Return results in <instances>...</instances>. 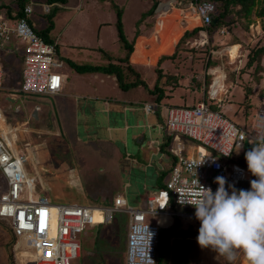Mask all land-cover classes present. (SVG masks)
<instances>
[{
	"label": "crops",
	"instance_id": "0c3cea01",
	"mask_svg": "<svg viewBox=\"0 0 264 264\" xmlns=\"http://www.w3.org/2000/svg\"><path fill=\"white\" fill-rule=\"evenodd\" d=\"M109 1L66 0L51 3L49 0H0V18H6L9 22L19 18L23 4L30 3L33 5V12L29 19L36 30L45 29L51 19L53 25L47 33V38L57 43L55 57L57 65L53 66V71L62 76L60 91L49 95L23 91V68L19 81L14 85L7 84L6 76L9 74L6 71L8 67H4V54L21 60L23 64L24 42L13 38L0 39V64L4 71V79L0 85V138L8 141L3 136L2 125L8 126L9 132L14 131V145L10 144V150L15 154L24 155L22 166L31 180L37 187L41 185L40 183L49 186L55 195L62 192L64 187L73 188L74 195L80 199L74 197V200L67 202L86 204L81 201L84 196L79 191L88 189L92 197L114 200L116 197H123L128 204L143 208L133 203L130 197L139 196L142 202L144 199L147 203L151 195L163 189L160 187L161 183L166 184L178 161L171 148L179 145L185 156H194L199 151L197 144L185 137L181 139L173 137L172 140L174 133L167 128L164 121L166 106H195L208 98L209 89L215 88L219 91L217 100L224 98L226 101L221 106L225 114L227 108L231 111L237 109L236 111H241L243 117L247 119L243 104L249 95L245 87L248 74L229 69L236 59L230 54L228 56L231 59H228L225 55L226 51L229 52L228 47L234 44H227L228 35L224 30L213 36L206 30L189 35L178 46L187 30L201 26L199 19L181 3L173 7V12L180 11L179 15L183 19L178 18L177 21L182 19L179 21L180 27L183 28L182 24L187 23V28H183L184 30L179 33L170 34L177 40L171 52L154 54L153 45L146 42L142 45L141 42L154 37L157 44H161L157 28L164 22L163 18L169 16V12L162 10L159 17L157 16L158 20L153 23L149 20L151 16L142 17L144 0L132 1L129 4L127 1L113 0L122 8L124 32L128 41L133 44L130 63L140 71L150 88L159 81L164 89V96L157 100V94L150 93L144 86L137 94L132 95L130 89H121L118 82V88L108 89L106 75L114 77L115 75L100 71L79 72L70 64V60L77 63L107 64L117 62L119 57L126 55L127 49L118 35L117 15L115 21L114 19L109 21L110 24H114V30L117 32V39L112 45L116 46L119 42L122 49L120 53L125 52L123 56L113 58L107 52L109 48H106L111 40L103 41L105 33L99 32L102 27L100 15L104 13L103 10L109 3L112 7ZM86 3L92 4L89 9L88 6L85 7V18L88 22L82 24L80 30L74 31L73 22L78 19ZM35 6H39V11H35ZM113 9L116 12L114 7ZM126 12L134 15L130 24L126 21ZM93 24L98 29L97 32L85 37L84 34L88 33L87 30ZM70 27L71 31L68 30ZM212 37L218 41L219 46H213ZM239 44L236 43L238 46ZM173 54L175 56L168 57ZM215 54L221 56L216 58ZM222 55L227 56V64L221 59ZM144 103L153 104L154 111L146 112L143 108ZM36 109L37 116L34 115ZM243 117L240 116L242 119L235 122L246 126ZM229 118L233 120V117ZM244 162L241 164L248 167L247 161ZM0 177L6 186L1 170ZM85 180L89 184L87 187L84 185ZM247 184V181H243L234 187L237 190L246 189ZM105 186L107 187L104 188ZM218 187L219 185L216 188ZM107 190H110V193ZM231 191L232 188L229 193ZM170 210L181 209L172 205ZM169 215L171 218H166L169 223H165L164 226L174 222L176 216ZM127 216L129 217L128 214ZM160 218L162 219V214ZM187 221H190L188 224H193L194 228L198 227L194 220ZM126 246L127 236L125 251ZM19 248L16 246L15 250ZM4 255L10 263L8 252L5 251ZM248 262L246 258L243 264Z\"/></svg>",
	"mask_w": 264,
	"mask_h": 264
},
{
	"label": "built area",
	"instance_id": "2783aa9c",
	"mask_svg": "<svg viewBox=\"0 0 264 264\" xmlns=\"http://www.w3.org/2000/svg\"><path fill=\"white\" fill-rule=\"evenodd\" d=\"M196 16L201 25L211 23L217 5L212 0H187L182 4ZM25 14L14 22L0 18V39H20L24 42L23 91L35 94H54L62 87V76L53 71L56 64V42H47L36 32L29 20L33 5L27 4ZM57 65V64H56ZM4 71L0 64V85ZM218 90L209 89L208 98L195 106H166L164 121L177 138H188L197 144L199 151L194 156L183 155L179 145L171 148L177 156L166 187L147 199V207L139 208L128 204L123 197H116L112 207L80 204L78 202H53L47 196L37 193V184L31 180L22 166L24 155L10 150V143L0 138V170L6 181V189L0 194V219L6 221L15 238L17 247L34 250L33 264H73L81 254L80 235L94 222V208L104 215V222L112 221L116 211L129 215L126 263L156 264L161 224L148 221V216L162 213L180 216L183 219L200 221L195 217V206L180 202L187 198L195 203L205 188L217 190V177H223L225 185L236 186L257 179L248 167L230 160L236 142L260 143L264 135V92L250 133L230 119L221 109L211 106L218 98ZM218 107L222 104L218 103ZM146 112L154 111L151 103L143 104ZM229 153L228 155H225ZM228 160V161H226ZM203 161V162H202ZM191 193V195H183ZM172 205L181 210H170ZM187 208V209H186ZM152 234L148 248V240ZM150 257V258H149ZM30 264V263H29Z\"/></svg>",
	"mask_w": 264,
	"mask_h": 264
},
{
	"label": "rangeland",
	"instance_id": "374dc122",
	"mask_svg": "<svg viewBox=\"0 0 264 264\" xmlns=\"http://www.w3.org/2000/svg\"><path fill=\"white\" fill-rule=\"evenodd\" d=\"M123 1H127V3L129 4L132 1H141V0H121ZM110 2V1H109ZM85 3V2H84ZM178 0H144L143 2V9L144 12H149V16L150 17V22L152 20V22L154 23L156 20H158L157 16L159 17V15L162 13V10H165L167 12H169V16L167 18H163L164 22L161 25H158V34L160 35V39H161V44H157L156 39L153 37L149 40H145L143 42H141V44L143 45L145 42L146 43H150L151 45L154 46V54L157 53H169L171 52L174 43L177 40H174L171 37V33H179L182 31L183 28H187V23H183L182 26L183 28H181L180 26H178V22H177V17L175 15L176 10L173 12V7L177 6ZM92 5L91 3H86L83 5L84 9L83 11H81L80 16L78 17V19H75L73 22V26H74V31H76L77 29L81 28L82 24H86L88 22V19L85 18V14H86V9L85 7L88 6V9L90 8L89 6ZM141 7V5H138ZM35 11H39V6H35L34 7ZM93 9H95V7H93ZM96 10V9H95ZM94 10V12H95ZM179 11V10H177ZM104 13H102L100 15V22L102 23V27L99 30V32L105 33L103 35V41L106 39L111 40L110 43L108 44V46H106V48H109V50L107 52H109L113 58L118 57V55H124V53H120L122 49L121 45L119 42H117L116 46L112 45V42L114 40L117 39V32L116 30H114V24H110L109 21L111 22L112 19H114V21L116 20V12L113 9V7L110 6V3L108 4V7L106 6V8L103 10ZM161 12V13H160ZM180 12V11H179ZM97 13V12H96ZM172 14V15H170ZM126 21L128 24H130V20L133 19L134 15L132 16V14H129L126 12ZM136 15V14H135ZM233 16V15H232ZM106 21L108 22V24H106ZM254 22L249 23V26L245 27V25L240 26V24H236V26H240L243 27L244 30L242 28H237L239 30H237V34L241 33L242 38L239 37L238 35H232L231 40L235 41V40H239L238 38H240V44L238 47V54L237 56H235V61L232 65V68L229 69H235V70H239L241 72V74H248L247 75V83L245 85L246 90H251V88L255 89V93H251V97L249 96L248 101L245 102L243 104L244 106V111L247 107L248 102H253L252 100H257V95H260L261 92V88L263 85V80H264V64L262 65H253L252 67H246V65L244 66V64H246L245 62H247V59L245 62H242V57L241 52L243 49V45L245 47H251L252 45H255L256 42L258 40H264V18L263 19H253ZM80 22V25H78V23ZM243 23V22H242ZM199 25V24H198ZM235 26V27H236ZM127 28V25H126ZM116 29V26H115ZM129 28H127L128 30ZM69 31L72 30V27L68 28ZM80 30V29H79ZM97 28L94 26L89 27L88 33L84 34L85 37L90 36L91 34H95L97 32ZM184 30V29H183ZM226 35H228L227 33H225ZM213 36V34H212ZM110 37V39H109ZM200 37V36H199ZM179 39V38H178ZM230 39V38H229ZM229 39H226L229 40ZM230 40V41H231ZM247 40V41H246ZM248 40L250 41V43L248 42ZM212 42H213V46H219L218 41L215 40L214 37H212ZM187 45V44H184ZM236 45V44H234ZM183 47V46H182ZM231 47V46H230ZM250 49L253 50V48L251 47ZM229 51V50H228ZM225 52V51H224ZM228 56V54H230L229 52H225ZM246 54V52H245ZM214 56H221L220 54H215ZM227 56L222 55V60L225 64L226 60H227ZM234 58V57H233ZM107 59V58H105ZM228 59H231L230 56H228ZM93 61H95V59H92ZM3 61H4V67H8V69L6 68L7 74H9L7 77V84L10 85H14V83L18 82L20 77H21V71L23 68V64L22 61L19 59H16L13 56H9L7 53L4 54L3 57ZM261 66L262 69L261 70ZM233 72H231L232 74ZM261 75L262 79L260 80V82L257 83L256 81V76ZM108 79V89H114V88H118L117 85V81L115 79L114 76H108L106 75ZM251 84V85H250ZM250 85V86H249ZM103 87V86H102ZM143 89V86H139L137 89H130V94H137L140 90ZM222 92V91H221ZM23 95V94H21ZM129 96V94H128ZM230 96H232V92L230 93ZM215 101V104H223L226 103V101L224 100V98H221L220 100H213ZM237 109H235V111H231L227 108L226 110V114L229 117H233L234 121H238L241 120L242 118H240V116L243 117V114L240 112L236 111ZM255 112V107L253 111H246L247 115H252L249 119H245L243 117V122H246V126H244L248 132L250 133V131L252 130L253 127V123H254V115ZM234 113L236 114L234 116ZM247 117V116H246ZM253 118V120H251ZM252 121V122H251ZM188 139V138H187ZM190 140V139H189ZM254 142H249V139L244 142V143H239L236 142L235 148H234V156L232 159H235L236 161H239L241 163L244 162L245 159V153L248 151L247 150V145L248 144H253ZM228 161V160H226ZM229 162V161H228ZM230 163V162H229ZM4 180L3 178L1 179L0 177V194L1 192L6 189L5 187V182L3 184ZM90 183V182H89ZM92 183V182H91ZM41 185H38V191L37 193H41L44 194L45 196H47L51 201L53 202H67L68 200H74V197L77 199H80V197L75 196L74 195V189L71 187H64L62 188V192L58 193L57 195L54 194L53 189H51L49 186L47 185H42V183H40ZM84 185L85 187H87L88 182L85 180L84 181ZM107 186H105L104 188H106ZM225 188L227 190L230 191L231 188L225 186ZM83 194V199L81 200L83 203L89 204V205H98V206H103V207H112L113 206V202L114 199H110V198H101V197H92L91 196V191H89L88 189H86L85 191L82 189V191H79ZM107 192L110 193V190H107ZM76 193V192H75ZM130 199L132 200L133 203H137L138 205H141L142 207H147V203L145 202V200L143 199L144 202H142V198L141 197H130ZM179 217L182 220L181 223V228L183 231L187 232V231H196L197 233L194 234L191 237V241L190 244L186 243V242H182V239H178V245L182 248H188V252H187V259L189 261V264H243L245 262V254L243 253L242 250L237 251L236 254V260L233 262L228 261V259L226 258V256L223 255H219L216 251H214L211 247L208 248H201L199 246V244L197 243V236H198V227L188 224L187 219H183L180 216H176ZM99 220L97 222H101L103 219V212L99 211ZM148 221H159L160 220V216H148ZM128 223H129V217L127 216V214L125 212L122 211H116L113 213L112 215V221L109 222V224H106L104 226L101 227H92L94 225L88 226L84 232L81 233V254L79 258L74 259L73 264H124V251H125V244H126V236H127V231H128ZM166 224L169 223L168 220H166L165 222ZM198 226H199V222H197ZM191 225V229H187V226ZM12 242V244H9V242ZM13 244H14V250H15V245H16V238L9 226V224L6 221L0 220V264H23V262L26 263H30L33 264V254H34V250L33 249H29L26 247H20L18 250H13ZM6 249V250H4ZM8 252V256L10 258V263L7 261V259L5 258L6 256L4 255V253ZM18 255H17V252ZM11 253V254H10ZM17 256V258H16ZM19 257V258H18ZM125 257H126V251H125ZM23 262H21V261ZM166 264H178L177 260L175 258L174 253H170ZM249 264V262H248Z\"/></svg>",
	"mask_w": 264,
	"mask_h": 264
},
{
	"label": "trees",
	"instance_id": "16d2710c",
	"mask_svg": "<svg viewBox=\"0 0 264 264\" xmlns=\"http://www.w3.org/2000/svg\"><path fill=\"white\" fill-rule=\"evenodd\" d=\"M49 1L51 3L57 2V1L66 2V0H49ZM110 1H111L112 7H114L116 9V15H117L116 25H117L118 35H119L120 41L123 43L124 47L127 49L126 55L123 57H119L117 59V62H109L107 64L89 63V62L77 63V62L71 61V60H70V64H72L74 69H76L79 72H98V71H100V72H104L107 74L115 75L119 87L123 90H129V89L134 88V87L144 86L145 88L148 89V91L150 93L157 94V98H156L157 100H161L162 97L164 96V89L160 85L159 81L156 82V84L154 85L153 88H150L148 83L146 82V80L143 79V77L141 76L140 71L137 70L130 63L129 58H130L131 52L133 51V44L128 41V39L126 38L125 32H124L123 21H122V8L120 7L119 4H117L113 0H110ZM186 1L187 0H178V4L179 3L183 4ZM212 1L216 2L217 9H216V12L213 14L211 23L207 26L201 25V26L195 27L192 30H187L184 34V38H182L178 42V46L181 42H183V40L187 36L192 35V34H196V33H199L201 31H205V30L208 31L209 34H211V35L212 34L215 35V34L220 33L221 31L224 30V33L228 32V38L227 39L230 38L229 40H227V44L233 45L236 43H241L240 38H238L239 40H235V41L231 40L232 35H235V34L242 38L241 33L237 34V30H239L237 28H242L244 30V28L240 27V26L245 25V27H247V26H249V23L254 22L253 21L254 18L255 19H257V18L263 19L264 18V0H212ZM25 6H26V4L22 5L23 11L20 14V16H23L25 14V12H24ZM149 13H150V11L144 12L142 17L148 16ZM175 15L178 19V12L177 11H176ZM238 23L240 24V26H238V25L236 26V24H238ZM52 25H53V22L50 19V24L45 29H43V30H36L35 29V30L44 38L45 41L51 42V40L47 38V33L50 32ZM178 25L180 26V24H178ZM248 42L250 43L249 40H248ZM215 47H217V46H215ZM251 47L253 48V50L250 49ZM251 47H245L243 45V49H242L240 56L242 57V60L244 62L247 59V62H245L246 64H244V66L246 65V67H252L255 64L257 66L264 64V40L263 39L258 40L256 42V44L252 45ZM245 52H246V54H245ZM173 56H175V54H173L172 56H168V57H173ZM165 57H167V56H165ZM261 70H263L262 66H261ZM261 79H262L261 75L256 76L257 83L260 82ZM253 92L254 93L256 92L254 88H251V90H248L247 93H249V95L247 96L246 102L248 101L249 96L251 97L250 94ZM263 92H264V80H263V85L261 88L260 95L259 94L257 95V100H255V101L252 100L253 102H248V104H247L248 108H246V111L251 112L254 110V107H255V112H254L253 117L256 116L257 109L260 105ZM187 106L192 107L191 105H187ZM211 106L213 108H216V109H221V107H218L217 104H215V103H212ZM246 111H244L245 117L247 116V118L249 119L252 115H247ZM235 123L238 124L237 122H235ZM238 125H240V124H238ZM240 126H242V125H240ZM242 127H244V126H242ZM173 137L175 138L174 134L172 136V140L174 139ZM253 145H257V142L255 141L253 144H248L246 147L247 150H250ZM234 155L235 154L233 151L230 160L241 164V162L236 161L235 159H232ZM243 163H245V162H243ZM160 187L165 188L166 184H164L162 182ZM181 223H182V220L179 217H175L173 224H171L169 226H162L161 227V229H160V240H159L158 249H157L158 254H157V263L156 264H166L167 258L169 256V254L172 252L174 253L178 264H189V261L186 257L187 252H188V248H186V246H185V248L177 246L178 245L177 243L179 241L178 239H182V242H186V243L190 244L191 237L194 234H196L197 232L196 231H187V232L183 231L182 229H180ZM106 224H109V223H99V224H95L92 227H101V226H104ZM191 225H193V224H191ZM191 225H188L187 229H191ZM9 244H12V242L10 241Z\"/></svg>",
	"mask_w": 264,
	"mask_h": 264
},
{
	"label": "clouds",
	"instance_id": "9594fccd",
	"mask_svg": "<svg viewBox=\"0 0 264 264\" xmlns=\"http://www.w3.org/2000/svg\"><path fill=\"white\" fill-rule=\"evenodd\" d=\"M245 159L248 170L257 177L250 181V189L237 190L230 185L229 193L225 179L217 177L219 187L213 192L197 180L202 191L195 203L182 199L179 192L180 202L195 206V217L200 221L197 243L201 248L211 247L230 262L242 250L249 264H264V135L245 153Z\"/></svg>",
	"mask_w": 264,
	"mask_h": 264
},
{
	"label": "bare ground",
	"instance_id": "6f19581e",
	"mask_svg": "<svg viewBox=\"0 0 264 264\" xmlns=\"http://www.w3.org/2000/svg\"><path fill=\"white\" fill-rule=\"evenodd\" d=\"M177 12H178V18H182V16L179 15V11H177ZM181 20H179V21H181ZM179 21H177V22H179ZM238 47H239L238 45H233L231 47L230 46L228 47V50H229L230 55H231L232 58L235 57V56H237V54H238ZM1 127L3 129V136L5 138H7L8 142L13 146L14 145V140H15V133H14V131L9 132V127L6 126V125H2ZM99 211H101V210H99V208H97V207L94 208V216L93 217H94V222L95 223L104 222V215H103V218H102L103 220L101 222H97L100 219L99 218ZM168 217H170V215L168 213H162V219L160 218V222H161V224L163 226L166 225L165 222H166V218H168ZM244 258L246 259V257H244Z\"/></svg>",
	"mask_w": 264,
	"mask_h": 264
},
{
	"label": "water",
	"instance_id": "95a60500",
	"mask_svg": "<svg viewBox=\"0 0 264 264\" xmlns=\"http://www.w3.org/2000/svg\"><path fill=\"white\" fill-rule=\"evenodd\" d=\"M34 115L37 116V109L34 111Z\"/></svg>",
	"mask_w": 264,
	"mask_h": 264
}]
</instances>
